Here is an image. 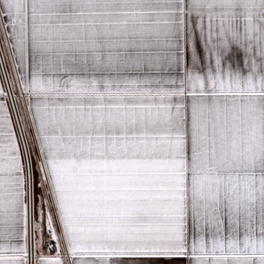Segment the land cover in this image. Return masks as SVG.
Instances as JSON below:
<instances>
[{"label":"snow or ice","instance_id":"snow-or-ice-1","mask_svg":"<svg viewBox=\"0 0 264 264\" xmlns=\"http://www.w3.org/2000/svg\"><path fill=\"white\" fill-rule=\"evenodd\" d=\"M0 264H264V0H0Z\"/></svg>","mask_w":264,"mask_h":264}]
</instances>
